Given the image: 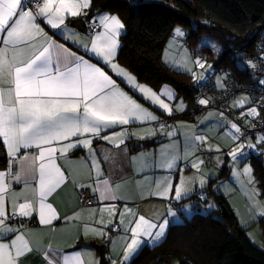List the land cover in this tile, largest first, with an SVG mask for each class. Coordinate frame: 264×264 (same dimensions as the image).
I'll return each mask as SVG.
<instances>
[{
	"label": "snow or ice",
	"instance_id": "6c2138e0",
	"mask_svg": "<svg viewBox=\"0 0 264 264\" xmlns=\"http://www.w3.org/2000/svg\"><path fill=\"white\" fill-rule=\"evenodd\" d=\"M92 3L93 0H0V143L3 144L8 158L6 170H0V264H19V259L31 253L34 250L32 245L36 243L26 239L24 232L10 227L8 224L10 219L17 216L30 218L36 213L39 224L52 225L53 221H58L61 217L53 205L47 202L49 197L69 180L74 187H92L78 183L76 177L79 169L87 168L89 179L94 176L95 187H92V191L101 201L123 199L118 195L121 184L116 183L113 186L111 178L104 177L101 168V159L109 162L113 155L110 150L105 149L98 157L99 150L92 147L94 140L113 143L115 138L121 136L126 139L132 136L147 139L158 132L168 137L175 135V130L165 131L171 127L165 123H160L158 129H146L142 136L130 132L126 126L133 122L151 123L158 121L159 118L125 92L117 80L113 79V75L140 95L146 103L162 110L168 116L174 111H184L186 107L183 101H180L175 109L172 107L170 102L175 99V93L168 85H164L157 92L147 85L138 83L135 76L116 62L118 49L121 47L119 37L125 34V25L117 15L99 12L94 14L91 21L86 24L94 35L89 38H78L79 34L70 28L66 21L70 18L87 17ZM42 23L50 30H56L63 39L70 40L80 47L85 54L91 53L97 59V63H91L64 44L57 43L45 32ZM97 26L102 30L96 31ZM185 35L181 28H175L174 39L169 41V48L174 44L176 37ZM204 43L205 46L216 50V45L207 38ZM168 51L169 49H165V62H170ZM260 51L264 53V46ZM258 59L264 61V55ZM99 63H103L113 75H109L103 67L98 66ZM190 63L205 69V63L199 58ZM182 66L184 71L191 72L197 82L205 80V72L212 68V65H208L197 77L189 67L187 57ZM249 66L256 67L251 62ZM217 79V86L223 88V83ZM258 84L264 86V80H259ZM198 102L201 105L210 103L207 99H200ZM249 102L245 97L237 101L236 106H243ZM208 115L210 117L213 114ZM244 115L255 118L259 117L260 113L257 107H250L247 113L241 112V117ZM220 117L226 120L223 113H220ZM226 122L234 130L226 134L231 135L234 141H238L244 134L241 128L234 122ZM117 126L121 127L120 132L113 131L111 135H102L106 130ZM179 127L185 129L183 156L177 152L175 141L164 144L155 166L174 170L177 160L183 159L189 162L192 168L199 170L204 161L190 157H193V153L205 142L206 137L195 134L194 125L180 124ZM124 143L125 140L120 139L113 143V146L119 148ZM259 143H264V134H257V143L251 141L247 144L240 143L227 155L235 164L238 158L247 157L245 148L255 151ZM78 148L86 150L87 159L70 161L67 154ZM22 149L34 151L21 155ZM207 150L211 151L212 147L209 146ZM215 150L219 151V148ZM147 155L150 154L133 157L132 161L141 170L150 168L153 165L146 162ZM216 160L219 161V157H216ZM58 161L63 162V165ZM73 169L77 170L75 174ZM180 172L179 182L175 185L170 175L158 178L155 181L156 190L149 195L179 201L192 191L188 187L189 183L198 180L200 188L203 189L207 182L204 177L195 175L185 177L182 174L183 169ZM251 173V167L245 166L243 175L248 178V184L254 185L255 180ZM232 175L239 178L241 173L234 170ZM13 181L23 184L22 192L12 191ZM32 181L36 182L35 187H32ZM240 183L244 185V181ZM29 190L32 194L31 199L25 195ZM244 191L252 207L257 209L258 216L264 217V207L254 199L260 195L259 190L255 187L249 190L245 186ZM21 196H24V202L18 203ZM105 211L115 215L116 205L105 204L99 209L101 213ZM92 212L95 213L96 210L93 209ZM78 218L79 213L63 217L65 220ZM170 218H174L173 223L180 222L171 205L168 206L167 216L164 217L161 215L145 217L125 205L123 211L119 213V223L114 225V228H122L124 233L122 239L125 241V247L120 264H131V260L145 246L150 248L158 246L166 237ZM95 223L103 227L90 229L86 223L84 235H87L90 229L97 236L108 239L115 247L116 240L110 238L104 231L108 224H113V221L109 220L105 224L101 219ZM10 233L14 234L15 238L7 243L3 242ZM35 250L43 251L45 264H84L82 255L85 253L81 251L67 253L63 249H54L51 245L45 250L38 243ZM95 264H100V261L96 260ZM112 264H117L115 259H112Z\"/></svg>",
	"mask_w": 264,
	"mask_h": 264
},
{
	"label": "trees",
	"instance_id": "16d2710c",
	"mask_svg": "<svg viewBox=\"0 0 264 264\" xmlns=\"http://www.w3.org/2000/svg\"><path fill=\"white\" fill-rule=\"evenodd\" d=\"M106 10L118 14L125 24L119 62L155 90L163 84L172 85L189 101L185 116L198 112L202 105L195 103L199 85L192 76L163 60L164 46L177 24L187 29L185 44L193 51L200 48L205 37L220 44L217 54L201 47L208 58H213L216 74L228 68L241 80H253L247 65L257 42L264 43V0H93L88 16ZM242 50L247 58L239 54ZM152 142L147 141V145ZM6 163V151L0 143V168ZM252 163L264 191V163L260 156L252 157ZM215 179L206 188L220 205L219 215L196 211L191 217L186 216L184 221L169 227L158 246L143 247L131 264H169L172 258L178 264H264V249L253 243L246 228L240 226L227 197L211 190ZM203 192L196 189L188 199L201 202ZM222 207L227 210L226 217ZM95 246L100 264H109L106 247Z\"/></svg>",
	"mask_w": 264,
	"mask_h": 264
},
{
	"label": "crops",
	"instance_id": "0c3cea01",
	"mask_svg": "<svg viewBox=\"0 0 264 264\" xmlns=\"http://www.w3.org/2000/svg\"><path fill=\"white\" fill-rule=\"evenodd\" d=\"M89 13H90V10H89ZM99 13H110V14L117 15L120 18L118 14L113 13L109 10L99 11ZM93 15L87 16V17L81 16L77 18H70L66 21V23L68 24L70 28H73L79 34L78 38H89L92 34L89 33L87 27H86V31L83 32L77 27H75L73 25V22L74 20L78 18H85L88 22L89 20L92 19ZM41 26L44 27L45 32H47L48 35L51 36L57 43L64 44L71 51L76 52L78 55H82L85 57V59L90 60L91 63H97V59L91 53L85 54V52L80 47L73 44L70 40H65L60 35H58L56 30H50L43 23L41 24ZM100 30L102 29L100 28L98 31ZM122 35L119 37L121 46H122V41H121ZM173 39H174V36H170V38L166 42V45H167L166 49H169L170 51V52L168 51V60L170 62H166V63L168 65H171L173 68L177 70L184 71L183 68L180 67L179 64H182L183 59L185 58V56H187V53L189 52L188 50L181 47V42H182L181 37H176L174 44L171 46V48H169V41ZM201 45L202 44H200V48H201ZM120 49L121 47L118 49V55H119ZM118 55L116 57V62L119 65H121L123 68H125L129 73H131L133 76L136 77V75L128 67H126L125 65L119 62ZM171 55H172V59H171ZM183 55H184V58H183ZM162 56H163V60L165 61L164 51H163ZM98 66L103 67L104 70L109 73V75H113L109 71V69L103 65V63H99ZM113 79L117 80V83L125 92H127L130 96L136 99L144 107L148 108L154 115H156L159 118V120L164 117L169 118L168 126H171V127L166 128L165 131L175 130V135L173 137H168L164 135L163 133L158 132L157 135L153 137H149L147 139H138L136 136H132L131 138L126 139L125 137L121 136V137L115 138L113 141V143H115L120 139L125 140V143L121 145L119 148L114 147L113 143H108L102 140H94L92 147L99 150L97 151L98 157L101 156V153L105 149L110 150V152L113 155V159L109 162H104L101 159V168H102L104 177L111 178V181L113 182V186H115L116 183L121 184V187L118 191V195L122 196L123 199H117L115 201H101L99 197L95 194L96 202L92 205L85 206L81 203L80 198H79V194H78L79 187H74L71 180L67 181L56 191V193L53 194V196L49 197L47 201L48 203H51L53 205V207L56 209V212L61 217V219H59L58 221H53L52 225H41L38 222L37 214L34 213L33 216L30 218L19 216L20 221L16 224H13L11 220L8 221V224L10 227L17 228L19 232H24L26 239L36 242L32 245L34 250L31 253L25 254L23 257H21L19 259V264H45V258L43 256V251L35 250L37 243L40 245L42 249H45V250L47 249L48 245H51L52 248L63 249L67 253H71L73 251H81L82 253H85L84 255H82V260L84 264H95L96 260L100 261V255L95 246V244H98L100 246L106 247L107 255L110 259L109 264H112V259H115L117 264H120L121 257L123 256V249L125 247V241L122 239L124 233H123L122 228H117V230L114 229V225H117L119 223V213L123 211L125 205H127L128 208H131L134 211H137L140 215H144L145 217H152L155 215H161L162 217H164V216H167L168 202L174 201V202L180 203L181 207L180 209H176L172 207L171 208L173 211H175L176 217L179 218V221L180 222L184 221L183 217H186L184 216L185 215L184 202L193 194V192L196 189L199 188L198 180L194 183H189L188 187H190L192 191L189 192L186 196H184L179 201L172 200V199H164L158 196L149 195V193L156 190L155 181L162 176L170 175L173 178V184L175 185L176 183H178L180 175H181V172H180L181 169H183L182 174L185 177H190L194 175L199 176V177H203V176L199 175L198 173L193 174V170L195 169L191 167L189 162L183 159L177 160L176 168L174 170L156 167L155 163L160 159V150L162 148V145L169 144L173 141L176 142V145H177L176 150L182 157L184 153V148H185L184 135H183L184 130L182 127H179V125L180 124L185 125V123H188L189 121L198 119L201 116V114L204 113V111L210 108L204 109L200 113L199 111L197 112V110H195L194 113L188 116H185L186 112H188L190 108L189 101L184 97V95L180 94L172 85L163 84L160 87V89L164 85H168L175 93V99H173L170 102L174 109H175V106L180 103V101H183L184 105H186L184 111H174V113L171 116H168L162 110H158L156 107L146 103L140 97V95H138L136 92L129 89L126 86V84H124L115 75H113ZM136 80L140 84H144V85L151 87L149 84L140 81L137 77H136ZM194 82L198 84L197 81L194 80ZM221 83H223V79ZM199 84H202V83H199ZM151 88L155 90L153 87ZM160 89L155 90V91L159 92ZM198 94H201V95L203 94L204 98L207 100H209L210 98L208 94L202 93L201 91H199V89H198ZM162 99H166V98L162 97ZM199 100L200 99L196 97L195 103L197 104V106L201 105L198 102ZM233 102L231 103V106L233 105L234 107L238 108L236 110H241L244 108V106H246V104H244L243 106L238 107L235 105V102L234 103ZM226 117L227 116H225V118ZM247 117L249 116L245 115V118ZM252 118L253 117H249V120L251 121ZM158 121L151 122V123L133 122L127 125L126 127L128 128L130 132H136L142 136L145 134L146 129L156 128V123ZM240 121L245 123L242 120ZM233 122L239 126V122L237 120L233 119ZM227 127H230V124H228ZM113 131L120 132L121 127L117 126L113 129L106 130L105 132L102 133V135H111ZM197 133L198 131L196 130L195 134ZM256 135L257 134L253 136L255 137ZM150 140H152L153 142L150 145H147V141H150ZM199 148L201 149V145L199 146ZM247 150L248 148L244 149V151H247ZM29 151H34V150L22 149L20 154L23 155ZM202 152L203 150L201 151V153ZM194 153H193L192 158L195 157ZM142 154H150V155H147L145 159L147 163L153 165L152 167L141 170L139 167H137L133 163L132 158L141 156ZM67 155L70 161H77V160H80L81 158H84L85 160L87 159L86 150L83 148H78L76 150H73L69 152ZM254 156H261V155H259L258 153L251 152L250 155L247 154L246 160L252 163V157ZM192 158L190 157V159ZM198 158L200 159V157ZM261 161L264 163L263 155L261 156ZM58 163H61L63 165V162L61 161H58ZM205 164H208V162L207 163L205 162ZM209 169H210L209 166L205 165L204 170L206 172H210L211 170L209 171ZM0 170H6V167L0 168ZM72 171L75 174L77 170L73 169ZM78 171H79V174L76 177L78 183H83V184H87V185H91L92 187H95L94 176L92 179L88 178L87 168L79 169ZM207 174L209 175V173ZM212 176H215V175H212ZM213 179H215V177L212 178L211 180ZM149 182H151L150 185H149ZM31 184H32V187L36 186L35 181H32ZM23 189H24V186L22 183L17 184L15 181L12 182V191L14 193H20L23 191ZM25 195L29 199L32 198V194L30 190L27 191ZM22 202H24V196H21L20 199L18 200V203H22ZM105 204H115L117 208V213L115 215H111L107 211L103 213L99 212V209ZM93 209L96 210L95 213L92 212ZM9 211H10V203H9ZM76 213H79L78 219H72V220L63 219V217L74 216V214ZM101 219L104 221L105 224H107L109 220L113 221V224H108L107 227L104 228V231L108 233V236L110 238L116 240L115 247H113V245L110 243L108 239L102 236H97L95 233H93L90 230L91 227H95L98 229L103 227V225L95 223L97 220H101ZM125 219H127V217ZM173 219L174 218H170L169 227L172 224H174L172 222ZM86 223L90 226V229H89L88 234L84 235L83 229H84V224ZM169 227L167 229V233H168ZM13 238H15L14 234L10 233L8 234V238L5 239L3 242L7 243L9 242L10 239H13ZM69 246H72V247H69Z\"/></svg>",
	"mask_w": 264,
	"mask_h": 264
},
{
	"label": "rangeland",
	"instance_id": "374dc122",
	"mask_svg": "<svg viewBox=\"0 0 264 264\" xmlns=\"http://www.w3.org/2000/svg\"><path fill=\"white\" fill-rule=\"evenodd\" d=\"M177 27L181 28L183 32L187 34V29L183 25L177 24L174 27V29ZM174 29L170 34V36H174ZM185 36L181 37L182 38L181 47L188 50L189 53H187V56H185V58L187 57L189 61V67H191L192 71H194L197 74V77L201 72L205 71L208 65H212L211 70L205 72L206 79L197 82L198 84L205 83L216 71L214 60L213 58H206L202 48L197 49V51L196 50L193 51L190 48V46H186ZM205 38H207V40L210 41L212 44L216 45L215 51L212 50L210 46H205L204 43ZM205 38L201 43L202 44L201 47L210 49L211 51L214 52V54L219 53V51L221 50L220 44L214 39H211L209 37H205ZM166 46L167 45L164 46V50H163L164 52ZM185 58L183 59L182 64H179L180 67L182 68ZM197 58L201 59L205 63V69H201L198 66L190 63L191 61H194ZM171 59H172V55H171ZM189 73L191 74V72ZM217 78H219V82H221L223 79V73L218 72ZM217 84H218V79H217ZM200 85L201 84H199V86ZM197 95L199 99H205L203 94L202 95L197 94ZM245 97H247L250 102L246 103V106H244L243 109L236 110L238 108L234 107L233 105L231 107L235 110L234 112L238 115V118L240 120L244 121L245 123H249L250 122L249 117L245 118V115L241 117V112H247V110L250 107H256V105L251 100L250 95L248 93H241L233 101L235 102L236 105L237 101ZM209 113H212L213 115L209 117L208 115ZM220 113H222L220 110L210 108L204 111V113H202L201 116L199 115L200 117L198 119H194L193 121H189L188 123H185V125H194L195 132L196 130L198 131L197 135H203L206 137L205 142L201 144V149L198 147V149L194 153L195 156L194 158L199 159L198 157H200L199 160H203L204 163L200 166L199 170L197 169L193 170V174L198 173L199 175H202L207 180V182L205 183L203 189L200 188V185L198 186L199 187L198 190L200 191L204 190L201 198L202 199L201 202H198L194 198L187 199L184 202V208L185 206H189L188 208L184 209L185 210L184 216L191 217L193 213L196 211L204 214L213 213L216 216L219 215L217 209L220 207V205L217 203L214 195H209L210 188L208 189L206 188L209 187L211 179L215 177L216 179L215 181L212 182L211 190L215 192H220L227 197L230 206L235 211L240 226L242 227V225H244L243 228H246V232L249 238L251 239V241L255 243L257 246L264 249V217L258 216L257 209L252 207V204L248 199V196L245 194L244 187L246 186L249 190L255 187L256 189L259 190L260 195L255 196L254 199L259 202L261 207H264V191L262 189V186L260 185L259 179L256 177L253 163H250V161L246 160V158H238L237 162L234 164L231 157L227 155L228 152L232 151L233 148L238 147V145L243 142L241 138L238 141H234L231 138V135L226 134L229 132H234V130H232L230 127H227L228 123L226 122V121L233 122V118L226 117V120L221 119ZM201 121H203V123H201ZM183 130L185 131L184 128ZM249 141H251L254 144L257 143V135L255 137L250 136L246 143H248ZM209 146L212 147L211 151L207 150ZM217 147L219 148V151L215 150ZM202 150L203 152L201 153ZM245 152L249 155L251 152L258 153L261 156L263 155L264 158V143L257 144V149L255 151L248 149ZM205 154L212 155L208 164H205ZM216 157H219V161L216 160ZM205 165L209 166L210 168L209 171L211 170L210 172H206L204 170ZM245 166H250L252 169L251 175L252 177H254L255 180L254 185L248 184L247 183L248 178L243 175V170ZM234 170L239 171L241 173L239 178L234 177L232 175ZM207 173H209V175ZM240 181H244V185H242ZM210 205H214V206L209 207ZM183 220H185V217H183ZM169 264H178V260L176 258H172Z\"/></svg>",
	"mask_w": 264,
	"mask_h": 264
},
{
	"label": "built area",
	"instance_id": "2783aa9c",
	"mask_svg": "<svg viewBox=\"0 0 264 264\" xmlns=\"http://www.w3.org/2000/svg\"><path fill=\"white\" fill-rule=\"evenodd\" d=\"M31 7V5H29ZM91 21V20H89ZM88 21V22H89ZM88 29V28H87ZM100 29L99 26H97L96 31ZM89 31V29H88ZM90 34H94V32L89 31ZM264 46V43L260 40L257 42L256 52L255 54L249 59V63L247 65V70L249 74L253 77V80L251 81H244L241 80L239 75L232 71L231 69L224 68L223 69V88H220L217 86V74L214 73L210 79L202 83L199 86V91H201L204 94H208L210 96L209 101L210 103L206 105H202L199 108V113L207 108H214L217 110H220L225 116L232 117L234 120H237L239 122V127L241 128V131L244 133L241 136V140L243 143L247 144V140L250 136H253L255 134H264V86H261L258 84L259 80L264 79V61H261L258 59L261 55H264V53H261L260 48ZM205 57L208 58V55L206 53ZM240 55H243L245 58H247L245 52L242 50L239 52ZM254 63L256 65L255 68H252L249 66V64ZM241 93H248L251 97V100L256 105L258 112L260 113L259 117L252 118L249 123H243L238 119V115L234 112V110L231 107V103L233 100L240 95ZM160 123H165L168 125L169 120L168 118H161L156 123V128H159ZM249 124L251 127H249ZM246 149V148H245ZM211 154L206 155L205 154V162H209L211 158ZM8 165V158L6 163V168ZM78 194L80 201L83 205L89 206L96 202V195L93 193L91 187L87 188H78ZM168 206L171 205L172 208L180 209L181 204L169 201ZM13 224H16L20 221L19 216L14 217L10 219ZM117 230V228H114ZM157 264H164V263H157Z\"/></svg>",
	"mask_w": 264,
	"mask_h": 264
},
{
	"label": "water",
	"instance_id": "95a60500",
	"mask_svg": "<svg viewBox=\"0 0 264 264\" xmlns=\"http://www.w3.org/2000/svg\"><path fill=\"white\" fill-rule=\"evenodd\" d=\"M86 24H87V20L85 18H78L73 22V25L83 32L86 31ZM221 211L223 216L226 217L227 216L226 208L222 207Z\"/></svg>",
	"mask_w": 264,
	"mask_h": 264
}]
</instances>
